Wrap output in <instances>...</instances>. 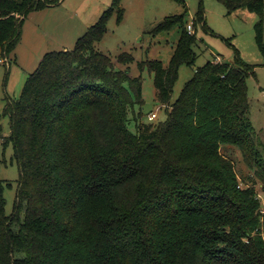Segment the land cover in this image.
<instances>
[{"label": "trees", "instance_id": "1", "mask_svg": "<svg viewBox=\"0 0 264 264\" xmlns=\"http://www.w3.org/2000/svg\"><path fill=\"white\" fill-rule=\"evenodd\" d=\"M62 1L0 0V57L15 51L32 11ZM219 1L230 12L258 15L264 55V0ZM119 3L73 49L47 52L20 97L7 101L11 132L4 147L12 145L20 176L10 214L4 193L11 184L0 178V264H264L261 199L222 152L235 147L257 165L264 191L247 85L256 66L237 50L235 64L209 60L172 101L180 66H194L198 57L186 5L155 29L182 28L169 65L139 62L154 72L166 107L164 120L145 122L136 109L143 103L141 76L96 49L114 8L122 19ZM195 17L212 30L202 2ZM117 61L128 65L134 56L124 52Z\"/></svg>", "mask_w": 264, "mask_h": 264}, {"label": "rangeland", "instance_id": "2", "mask_svg": "<svg viewBox=\"0 0 264 264\" xmlns=\"http://www.w3.org/2000/svg\"><path fill=\"white\" fill-rule=\"evenodd\" d=\"M201 2L207 24L213 32L211 29L206 31L201 23H196L195 15ZM113 3L114 0H63L59 5L32 11L24 21L22 38L15 51L6 62L0 64V178L6 184H11L4 193L8 214L13 211L20 172L17 162L12 158V145L4 147V138L11 132L9 117L4 115L7 101L20 97L28 76L36 70L47 52L73 49L78 39ZM119 4L123 8L122 19H118V9L114 8L107 21V32L96 44V49L109 55L118 68L129 67L131 76H141L143 103L136 109L142 111L143 120H164L166 107L159 101L154 72L148 67L141 70L139 62L160 60L164 67L169 65L182 28L179 24L171 30L157 32L155 29L167 16L184 13L187 5L185 22H193L198 57L194 66H180L172 101L179 97L197 68L219 58L235 64L237 50L244 62L256 66L255 74L248 77L247 85L250 117L264 155V55L256 42L258 15L247 8L230 12L219 0H120ZM124 52L134 56V61L128 65L117 61ZM153 113L157 115V118L153 117L154 120L151 118ZM130 128L135 130L134 123L130 124ZM222 152L234 161L240 183L254 186L258 194L262 195L261 202L264 205L262 182L257 176L261 169L255 164L248 165L235 147H222Z\"/></svg>", "mask_w": 264, "mask_h": 264}, {"label": "built area", "instance_id": "3", "mask_svg": "<svg viewBox=\"0 0 264 264\" xmlns=\"http://www.w3.org/2000/svg\"><path fill=\"white\" fill-rule=\"evenodd\" d=\"M187 29H188V32H190V33H194L195 32L194 31V28H193V22L188 23ZM6 61H7V59L0 57V64L1 63H4ZM217 61H220V58L217 59ZM153 117H156V114L155 113L152 114L151 118H153ZM258 197H259V199H261L262 195L261 194H258ZM261 211H262V214H263V217H264V205H263V203H262V210Z\"/></svg>", "mask_w": 264, "mask_h": 264}, {"label": "crops", "instance_id": "4", "mask_svg": "<svg viewBox=\"0 0 264 264\" xmlns=\"http://www.w3.org/2000/svg\"><path fill=\"white\" fill-rule=\"evenodd\" d=\"M222 60V59H221Z\"/></svg>", "mask_w": 264, "mask_h": 264}]
</instances>
